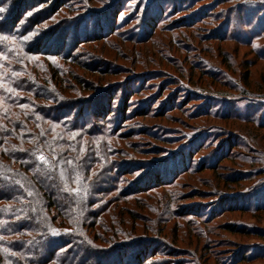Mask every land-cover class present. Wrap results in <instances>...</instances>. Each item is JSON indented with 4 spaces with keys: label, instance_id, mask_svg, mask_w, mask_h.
Returning a JSON list of instances; mask_svg holds the SVG:
<instances>
[{
    "label": "rangeland",
    "instance_id": "374dc122",
    "mask_svg": "<svg viewBox=\"0 0 264 264\" xmlns=\"http://www.w3.org/2000/svg\"><path fill=\"white\" fill-rule=\"evenodd\" d=\"M26 3L14 52L60 51L34 60L59 69L64 99L108 90L105 135L84 139L108 141L112 189L167 173L116 208L157 241V263L264 264V0ZM9 51L6 75L31 68Z\"/></svg>",
    "mask_w": 264,
    "mask_h": 264
},
{
    "label": "trees",
    "instance_id": "16d2710c",
    "mask_svg": "<svg viewBox=\"0 0 264 264\" xmlns=\"http://www.w3.org/2000/svg\"><path fill=\"white\" fill-rule=\"evenodd\" d=\"M7 2L0 19V264H158L157 241L137 234L136 224L117 219L116 208L118 202H129L123 196L168 182L167 173L155 168L144 174L149 183L137 180L127 193L112 189L108 141L84 139L105 135L100 122L112 112L108 90L64 99L62 91L71 87L53 79L59 69L51 75L48 69L47 77L34 60L37 55L59 57L60 51L14 52L21 50L15 29L33 3ZM259 16L263 19L264 13ZM8 49V57L31 68L20 65L6 75L2 53ZM41 154L47 163L38 159Z\"/></svg>",
    "mask_w": 264,
    "mask_h": 264
},
{
    "label": "snow or ice",
    "instance_id": "6c2138e0",
    "mask_svg": "<svg viewBox=\"0 0 264 264\" xmlns=\"http://www.w3.org/2000/svg\"><path fill=\"white\" fill-rule=\"evenodd\" d=\"M38 159H39L41 162H43V163H47V160H46L45 156L42 155V154L38 157ZM65 163L71 164L72 162H71V161H65ZM72 191L75 192V191H78V189H72Z\"/></svg>",
    "mask_w": 264,
    "mask_h": 264
}]
</instances>
